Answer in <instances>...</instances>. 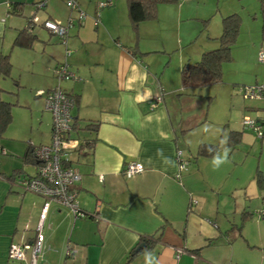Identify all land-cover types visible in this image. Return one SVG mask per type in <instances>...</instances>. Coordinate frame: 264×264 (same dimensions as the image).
<instances>
[{
    "label": "crops",
    "instance_id": "0c3cea01",
    "mask_svg": "<svg viewBox=\"0 0 264 264\" xmlns=\"http://www.w3.org/2000/svg\"><path fill=\"white\" fill-rule=\"evenodd\" d=\"M40 1L0 0V57L9 56V76L18 81L11 73L12 62L22 53L19 49L29 51L31 60L39 64L44 50L51 53L43 63L44 82L36 86L40 87L37 91L59 86L75 99L68 135L77 146L69 150L67 158L81 175L74 187L83 215L48 201L36 264H146L145 250L158 264H264V243H255L260 253L253 257L247 248L249 237L240 226L232 222L221 227L219 218H227L237 209V202L223 197L224 184L211 178L213 157L222 145L230 149L228 158L233 156L244 140L243 118H252L251 109L264 104V99L244 98L239 91L241 85L264 82V58L259 60V54H264L259 1L241 0L237 7L221 10V17L231 12L240 15L230 59L222 63L221 81L196 87L181 84V66L217 47L221 17L213 18L198 42L188 48L183 46L179 26L174 35L172 25H166L168 15L181 19L182 5L167 15L166 3H159L156 18L143 20L134 29L122 0H111L104 7L97 5L102 0H75L88 13L83 11L82 20L73 18V26L67 28L64 51L67 47L69 54L65 55L62 48L45 46L53 33L42 22L51 19L62 24L73 9L63 7L64 0H44L43 5ZM13 2L21 4L19 14L10 11ZM33 15L38 21L30 26ZM25 27L36 36L34 42L30 47L14 45ZM150 27L154 28L152 38L161 40L152 49H142L139 35ZM163 32H170L168 39ZM192 36H186L187 40ZM149 52L159 54L150 56ZM60 62L68 64L75 79L51 78L50 69ZM36 95L44 104L43 95ZM157 95L161 99L156 102ZM50 129L51 123L48 137L37 144L49 142ZM234 131L240 137L230 146L228 136ZM200 143L218 144V149L210 156L197 155ZM2 146L11 151L10 156ZM32 146L29 140L24 146L0 145L4 154L0 158V264H28L30 258L27 250L23 260L9 259L7 250L11 243H29L35 238L45 201L18 186L20 178L36 173L37 163L24 157ZM158 149L163 150L162 155L157 154ZM176 149L188 161L178 178ZM133 161L144 170L127 176L123 168ZM225 166L229 164H222L220 171ZM208 187L211 194L217 190L214 202L212 195L204 194ZM240 208L242 220L243 211L252 215L247 206L241 204ZM145 238L152 240L146 243ZM244 241L246 246H242ZM142 243L145 245L136 250ZM177 248L183 249L178 257Z\"/></svg>",
    "mask_w": 264,
    "mask_h": 264
},
{
    "label": "rangeland",
    "instance_id": "374dc122",
    "mask_svg": "<svg viewBox=\"0 0 264 264\" xmlns=\"http://www.w3.org/2000/svg\"><path fill=\"white\" fill-rule=\"evenodd\" d=\"M91 1L95 2V0H88V2ZM122 1L125 2V0ZM240 2L241 0H178L166 3L164 6H167V15L169 10L175 13L176 7L182 5L180 12L181 19L177 21L176 15L174 17L168 15L169 21L166 25L167 27H170L169 24L172 25L171 31L174 35H176V28L179 26V32H181L180 34L184 41L183 46L186 44L188 48H191L189 46H194V44L198 42L200 36L205 33L207 25L214 20L213 18L221 17L222 9L227 7L235 8ZM62 3L63 7L70 11V8L66 6L65 0ZM79 8L84 12L86 10V8L84 10L80 4ZM70 12L71 17L77 19V10L73 9ZM86 13H88L87 10ZM171 18L174 19L171 20ZM67 22L68 20L66 19L62 24L67 25ZM72 26L73 25H70V27ZM43 32L47 34V30H43ZM153 32L154 28L150 27L143 35H139L142 49H152L155 47L156 41L161 40V38L158 40L152 38ZM191 33L193 35L191 40H187L186 36L191 35ZM169 35L170 32H163L165 39H168ZM51 39L50 42L45 44L48 49L52 50L54 47L59 51L62 49V51H64V45L55 34H51ZM19 50H21L22 53H19L16 56L15 62H12L14 67L11 73V75L14 78H18L19 81L16 94L10 91L16 88L12 77L7 76L0 78V86L3 88V90L0 91V96L5 98L3 100L9 101L13 105L11 109V122L3 131H0V145H3L4 142L14 146H24L27 140H29L32 145H36L39 142H44L49 135L51 117L48 110L45 109L43 102L38 101L41 97L37 96L36 92L40 87L36 85H39L42 80L44 82L46 72L44 71L45 66H43V63L48 60L51 53L44 50L42 64H39V62L35 63L31 60L32 58L29 57L30 53H26L29 51ZM148 54L150 56H155L159 54V52H149ZM50 75L54 81L57 80L53 75V69H50ZM15 99L18 104L15 103ZM246 100L250 99H245V101ZM262 103H264V101H262ZM256 107L258 109L255 107L251 109L252 119L258 117L259 120L264 121V104H259V106ZM243 135L244 140L238 145L237 149H234L232 153L233 156L228 158L227 164H229V167L225 166L226 170L224 171H220L221 167L217 170H213L211 178L219 179L221 186L224 184V190L222 191L223 197H227L233 203L235 201L237 202L236 210L233 209L229 212L227 218H219L221 227H228L232 222L235 223L236 226H240L242 234L246 238L249 237L250 243L247 248L250 254L255 257L260 253V248L255 243H264V215H261L259 212L260 209L264 207V137L260 138L257 136L256 131L252 128H244ZM2 147L6 149L7 155L10 156L11 151L6 146ZM225 149L226 147L222 145L219 154L223 155ZM2 156H4V154L0 153V158ZM6 166L10 167L9 165ZM212 193L213 194H211L208 187V190H206L204 194L205 196L212 195V202H214L217 190H212ZM241 204H243V207L247 206V209L252 211V215L243 220L240 215ZM240 240L242 241L238 242H243V238ZM236 241L237 239H234L233 243ZM242 246H246L245 241ZM9 264H14V262L9 261Z\"/></svg>",
    "mask_w": 264,
    "mask_h": 264
},
{
    "label": "built area",
    "instance_id": "2783aa9c",
    "mask_svg": "<svg viewBox=\"0 0 264 264\" xmlns=\"http://www.w3.org/2000/svg\"><path fill=\"white\" fill-rule=\"evenodd\" d=\"M65 2L68 7L78 9L79 20L85 17V13L79 9L75 0H66ZM110 3L111 0H102L99 1L97 5L98 7H104ZM37 21L35 15L31 16L29 19L30 26ZM72 22L73 18L71 17L68 19L67 25L60 24L51 19H46L42 22V26L55 34L59 41L65 45L67 28ZM64 52L65 55L69 54L67 47H65ZM262 58H264V54L260 53L259 60H262ZM53 72L58 80L76 78L75 74L68 68L66 62L58 63L54 67ZM239 91L244 98L264 99V82L253 85H241ZM37 94L43 95L44 107L51 114L50 140L47 143L32 146V153L37 162L36 173L32 176H23L20 178L18 186L23 191H30L42 196L45 201L42 204L39 214L35 238L29 243H11L7 250V256L12 260H23L27 250H29L30 258L28 264H36V258L43 245L41 227L46 215L49 200L67 206L76 216L83 215L76 200V189L74 187L81 175L78 169L70 164L67 158L69 150L77 146V141L70 138L68 135L72 128L71 109L74 106L75 99L59 86L46 90H38ZM160 99V95L155 97L156 102ZM242 125L244 128H252L259 137L264 135V128L252 118L244 117ZM175 160L178 168L175 177L178 178L180 172L186 169L188 161L182 156V151L180 149L175 150ZM143 170L144 167L141 163L133 161L125 165L123 173L127 176H133ZM259 212L261 215H264V207H262ZM181 252H183V249L177 248L175 250V256L178 257ZM66 254L69 255L70 250L67 251Z\"/></svg>",
    "mask_w": 264,
    "mask_h": 264
},
{
    "label": "trees",
    "instance_id": "16d2710c",
    "mask_svg": "<svg viewBox=\"0 0 264 264\" xmlns=\"http://www.w3.org/2000/svg\"><path fill=\"white\" fill-rule=\"evenodd\" d=\"M174 1L178 0H125L129 22L132 27L136 29L139 22L156 18L157 5L159 3H169ZM258 1L261 15L260 31L261 37L264 39V0ZM40 2L44 3V0H41ZM20 8L21 4L19 2H13L10 5V11L15 14L20 13ZM239 25L240 15L237 12L228 13L221 17V32L217 37V47L203 51L196 61L184 62L182 64L180 69V81L183 86H204L221 81L222 63L230 59V49L235 42L239 31ZM35 38L36 36L32 34L27 27H25L20 30L18 35L15 37L13 44L22 47H30ZM10 70L11 62L9 60V56L7 54L2 55L0 57V76H9ZM13 82L15 86L18 87V81L13 79ZM13 93L16 94V91H13ZM15 103H17L16 100ZM11 106V102L0 99V131H3L11 122ZM257 122L261 124L262 128H264V121L257 120ZM92 125L93 127L95 126V124H88L87 126L92 128ZM239 137L240 132H231L228 136V144L233 146L236 144ZM209 149H211V151ZM217 149L218 144L200 143L197 147V155L210 156L216 153ZM29 150L25 152L24 157L27 161L37 163L33 156L32 149L31 151ZM250 216L251 213L248 211L242 212L243 219ZM144 240L146 243H150L152 239L145 238ZM128 259H130V256Z\"/></svg>",
    "mask_w": 264,
    "mask_h": 264
},
{
    "label": "clouds",
    "instance_id": "9594fccd",
    "mask_svg": "<svg viewBox=\"0 0 264 264\" xmlns=\"http://www.w3.org/2000/svg\"><path fill=\"white\" fill-rule=\"evenodd\" d=\"M207 130V129H206ZM211 151V149H209ZM230 151V149H225L223 152V155L217 153L213 159H212V165H213V170H217L219 169V167L222 164H225L228 162V152ZM157 154L158 155H162L163 154V150L162 149H158L157 150ZM167 159V158H166ZM145 258H146V264H158V262L155 260V257L152 255L151 252L145 250Z\"/></svg>",
    "mask_w": 264,
    "mask_h": 264
},
{
    "label": "water",
    "instance_id": "95a60500",
    "mask_svg": "<svg viewBox=\"0 0 264 264\" xmlns=\"http://www.w3.org/2000/svg\"><path fill=\"white\" fill-rule=\"evenodd\" d=\"M144 245H145L144 243L140 244L139 246H137L136 250H138L139 248L143 247Z\"/></svg>",
    "mask_w": 264,
    "mask_h": 264
}]
</instances>
